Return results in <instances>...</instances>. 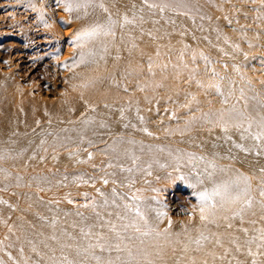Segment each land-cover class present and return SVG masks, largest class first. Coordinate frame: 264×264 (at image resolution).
<instances>
[{
    "label": "bare ground",
    "instance_id": "bare-ground-1",
    "mask_svg": "<svg viewBox=\"0 0 264 264\" xmlns=\"http://www.w3.org/2000/svg\"><path fill=\"white\" fill-rule=\"evenodd\" d=\"M227 8L0 0V264H264V94L193 52L251 60Z\"/></svg>",
    "mask_w": 264,
    "mask_h": 264
},
{
    "label": "rangeland",
    "instance_id": "rangeland-1",
    "mask_svg": "<svg viewBox=\"0 0 264 264\" xmlns=\"http://www.w3.org/2000/svg\"><path fill=\"white\" fill-rule=\"evenodd\" d=\"M195 1L200 5L201 3L203 5H208L209 2L213 0ZM215 3L216 5L225 6V8L228 7V10L223 11V15H226L227 17L229 16V18L234 15L240 16L242 19L247 18L246 16H244V11H247V14H256L258 12L264 11V0H215ZM229 11H232L233 13L229 14ZM224 31L227 32V34L230 32H235L236 34L241 33V30L238 27V24L235 23V21L234 23H232V21L228 22V24L224 27ZM253 32H255V30H253ZM193 52L196 54V56H204L209 59V61L213 62L214 65L212 67L210 66L207 72V74L209 75L208 78L211 82H226L227 74L230 77L229 74L231 73L234 80H239V82H241L240 86L245 85L250 92H254L257 94L261 93L262 95L264 94V42H260L258 46H253L252 48L247 50V54L251 57V60L244 65L240 62L235 64L234 62H231L229 59H227L226 56L213 53L208 47L193 48ZM201 64L202 60H193L190 69L197 68L196 65ZM190 71V80L193 83H197V80L200 77L204 78V75H202V73L198 70ZM216 72L220 75H216ZM256 98L257 100L260 99V101L262 102L261 96ZM38 192L41 194L42 200L46 202H52L56 200V197L53 195V188L46 189V187H42V190H38ZM36 259V255H30V261L32 263H34Z\"/></svg>",
    "mask_w": 264,
    "mask_h": 264
},
{
    "label": "snow or ice",
    "instance_id": "snow-or-ice-1",
    "mask_svg": "<svg viewBox=\"0 0 264 264\" xmlns=\"http://www.w3.org/2000/svg\"><path fill=\"white\" fill-rule=\"evenodd\" d=\"M69 9L71 8V5H68ZM85 35H91V33H86ZM81 37L79 35H77L76 39H80ZM219 189H214L211 193H209L208 191H203L201 193H199V200L202 202V204H204L205 202L209 201L213 196L215 195H219ZM264 194V193H262Z\"/></svg>",
    "mask_w": 264,
    "mask_h": 264
}]
</instances>
